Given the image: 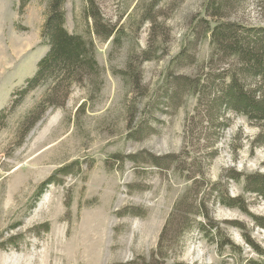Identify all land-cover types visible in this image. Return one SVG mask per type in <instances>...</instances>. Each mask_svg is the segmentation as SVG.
Here are the masks:
<instances>
[{
    "label": "rangeland",
    "instance_id": "rangeland-1",
    "mask_svg": "<svg viewBox=\"0 0 264 264\" xmlns=\"http://www.w3.org/2000/svg\"><path fill=\"white\" fill-rule=\"evenodd\" d=\"M88 1L65 0V28L93 43L99 95L77 84L28 129L45 84L1 125L0 264H264L254 221L264 200L244 182L264 176V126L233 113L215 119L214 80L239 67L213 56L207 0ZM47 2L29 0L19 14L18 0H0V112L48 51ZM220 20L264 30V0H243ZM129 59L137 83L122 75ZM188 81L207 86L206 98L178 89ZM217 189L238 206L219 203Z\"/></svg>",
    "mask_w": 264,
    "mask_h": 264
},
{
    "label": "trees",
    "instance_id": "trees-1",
    "mask_svg": "<svg viewBox=\"0 0 264 264\" xmlns=\"http://www.w3.org/2000/svg\"><path fill=\"white\" fill-rule=\"evenodd\" d=\"M18 1L19 14H21L29 0ZM242 1L207 0L205 4V12L212 19H216L213 28H207L210 33V43L215 47L213 56L221 54L220 56L223 57H233L237 60V66L239 67V69L237 68L230 73L226 80L222 77L223 75L217 76L214 82L220 81L221 88L216 98H213L214 102L212 103L215 104L214 109L217 112L216 120L223 121L226 113H233L244 117L253 126H264V90L261 88L264 86V30L243 28L240 25L220 20L227 15L233 5H237ZM88 2L91 6V1ZM64 4L65 0H48L45 19L41 28V39L43 44L48 47V51L37 63L34 75L27 79L24 86L13 94L15 100H13L11 106L0 112V128L9 113L27 95L45 84L47 90L40 104V108H42L41 115H37V118L35 117L30 122L28 129H31L48 109L62 106L71 88L77 84L88 85L91 87L90 92L94 94L93 96L99 95L102 86L101 69L95 60L94 45L84 37L70 34L66 30ZM89 9L95 22H97L94 10L91 7ZM111 33V30L107 31L104 34V40L110 37ZM114 41L118 42L119 38ZM127 68L128 71L122 72V75H125L132 83H137L139 73L131 68L130 59ZM209 80L213 82V78L209 77L207 82ZM212 82L209 83L210 86H212ZM245 82H248L249 85H246ZM177 86H181L178 89L185 86L192 91L193 95L200 93L202 95L201 99L206 98L205 88L207 86H202L197 81L180 82ZM166 159H172V157L167 156ZM56 174L65 176L70 172L65 169L57 171L54 176ZM54 176L38 187V196L49 184L54 183ZM228 178L238 182L240 175L233 174L229 175ZM244 179L245 184H247L246 187H251L247 188L246 191L252 192L264 200V176L255 175ZM194 185H196V182H194ZM214 191L218 196V202L223 206L228 208L238 206V198H230L226 194H220L218 189ZM184 202L186 203V200L182 198L179 205L182 206ZM188 214V212L179 213L181 223L189 221L187 219ZM254 221L264 229V219H254ZM167 224L166 226H168ZM199 228L205 231L202 225H199ZM206 233H208V236L213 234L212 230Z\"/></svg>",
    "mask_w": 264,
    "mask_h": 264
}]
</instances>
